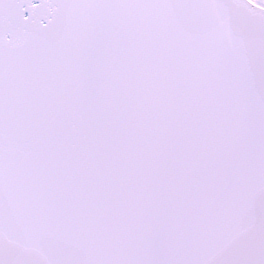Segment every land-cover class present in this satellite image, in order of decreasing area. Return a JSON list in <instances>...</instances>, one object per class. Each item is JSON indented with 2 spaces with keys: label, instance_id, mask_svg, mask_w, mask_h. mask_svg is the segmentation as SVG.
<instances>
[{
  "label": "snow or ice",
  "instance_id": "obj_1",
  "mask_svg": "<svg viewBox=\"0 0 264 264\" xmlns=\"http://www.w3.org/2000/svg\"><path fill=\"white\" fill-rule=\"evenodd\" d=\"M0 264H264V0H0Z\"/></svg>",
  "mask_w": 264,
  "mask_h": 264
}]
</instances>
